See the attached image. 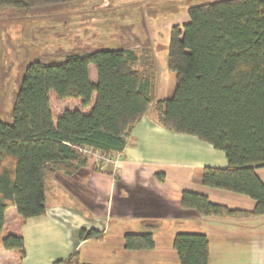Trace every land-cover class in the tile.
I'll return each instance as SVG.
<instances>
[{
  "label": "trees",
  "instance_id": "obj_1",
  "mask_svg": "<svg viewBox=\"0 0 264 264\" xmlns=\"http://www.w3.org/2000/svg\"><path fill=\"white\" fill-rule=\"evenodd\" d=\"M83 0H0V9L36 8ZM190 20L170 30L167 74L171 95L158 98V67L150 48H107L74 52L59 62H30L12 109L0 118V244L26 256L22 235L4 232L9 207L23 220L47 212V178L75 176L89 158L82 148L123 152L139 121L152 111L166 129L195 136L225 153V168L205 167L207 186L246 194L252 210L215 203L184 190L183 208L204 216L245 218L264 215V0H215L191 5ZM97 73L91 78V66ZM80 100L56 116L51 95ZM97 170L116 174L112 167ZM142 234L125 236L127 249L155 246V223ZM103 231L81 228L79 239H101ZM173 246L180 264H208L204 233L178 232ZM55 264H81L76 250Z\"/></svg>",
  "mask_w": 264,
  "mask_h": 264
},
{
  "label": "crops",
  "instance_id": "obj_2",
  "mask_svg": "<svg viewBox=\"0 0 264 264\" xmlns=\"http://www.w3.org/2000/svg\"><path fill=\"white\" fill-rule=\"evenodd\" d=\"M211 1L215 0H151L154 11L161 7L167 16L145 22L139 34L120 44L119 47L134 50L151 49L160 69L158 98L167 93L160 85L167 75L166 46L171 28L163 30L159 37L153 35V28L156 32L160 21L166 22V26L170 22L187 23L191 5ZM162 53L163 63L159 60ZM93 69L96 72L94 65L91 78L96 82L97 73L94 77ZM123 154L115 175L97 170L94 158H89L75 176L50 174L47 212L43 216L23 221L14 206L8 208L4 232L23 236L26 256L21 264H55L76 250L81 264H180L173 246L178 232H200L207 236L208 264H264V215L204 216L181 206L183 191L191 190L231 208L255 207L256 201L246 194L201 182L205 167H227L223 151L195 136L166 129L150 111L135 126ZM256 173L264 183V166L256 168ZM148 223L157 225L155 246L127 249L125 236L144 233ZM81 228L103 231V238L81 241ZM18 263L17 252L0 244V264Z\"/></svg>",
  "mask_w": 264,
  "mask_h": 264
},
{
  "label": "rangeland",
  "instance_id": "obj_3",
  "mask_svg": "<svg viewBox=\"0 0 264 264\" xmlns=\"http://www.w3.org/2000/svg\"><path fill=\"white\" fill-rule=\"evenodd\" d=\"M153 7L151 0H83L29 11L0 9V118L11 121L15 96L30 62H59L74 52L118 48L129 36L139 34L145 22L167 16L165 9ZM165 24L160 21L153 35L159 37L176 25ZM159 56L163 63V53ZM93 73L96 77L94 69ZM174 85L167 74L160 85L167 89L164 97L171 95ZM51 101L56 116L65 108H82L80 100H60L52 94Z\"/></svg>",
  "mask_w": 264,
  "mask_h": 264
},
{
  "label": "built area",
  "instance_id": "obj_4",
  "mask_svg": "<svg viewBox=\"0 0 264 264\" xmlns=\"http://www.w3.org/2000/svg\"><path fill=\"white\" fill-rule=\"evenodd\" d=\"M81 150L88 153L91 158H94L96 164H98L102 169L112 167L114 172H116L120 162L123 160L124 157L123 152L105 154L99 150H93L87 147L82 148Z\"/></svg>",
  "mask_w": 264,
  "mask_h": 264
}]
</instances>
